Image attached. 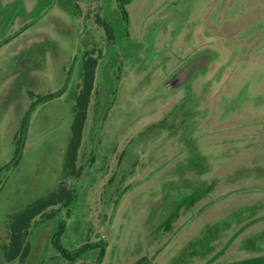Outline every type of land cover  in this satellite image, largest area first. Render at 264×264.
<instances>
[{"label":"rangeland","instance_id":"rangeland-1","mask_svg":"<svg viewBox=\"0 0 264 264\" xmlns=\"http://www.w3.org/2000/svg\"><path fill=\"white\" fill-rule=\"evenodd\" d=\"M63 185L28 264H264V0H0V264Z\"/></svg>","mask_w":264,"mask_h":264},{"label":"trees","instance_id":"trees-1","mask_svg":"<svg viewBox=\"0 0 264 264\" xmlns=\"http://www.w3.org/2000/svg\"><path fill=\"white\" fill-rule=\"evenodd\" d=\"M97 61L89 59L86 61L83 71V84L81 91L77 97L75 106V121L72 130V139L67 151L65 168L71 173H77V156L81 146L84 127L87 120L89 103L94 87L95 70ZM73 200L72 190L66 186L59 187L54 193L46 196L34 204L30 205L27 209L14 216L9 224V244L3 251L4 260L8 263L20 260L22 264H28L31 256L32 249L30 243L27 241L28 232L31 228V223L37 216L46 212L49 208L60 205L68 206ZM46 214V213H45ZM62 230L55 235L56 247L59 249L61 256L67 261L76 262L88 247L85 244L83 247L74 252H69L58 245V237L62 234ZM107 245H105L99 255L98 263H100L106 253Z\"/></svg>","mask_w":264,"mask_h":264}]
</instances>
